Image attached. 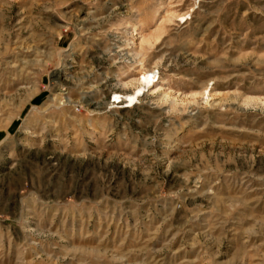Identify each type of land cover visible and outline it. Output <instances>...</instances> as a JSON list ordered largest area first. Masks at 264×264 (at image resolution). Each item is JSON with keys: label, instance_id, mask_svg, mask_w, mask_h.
<instances>
[{"label": "rangeland", "instance_id": "1", "mask_svg": "<svg viewBox=\"0 0 264 264\" xmlns=\"http://www.w3.org/2000/svg\"><path fill=\"white\" fill-rule=\"evenodd\" d=\"M0 264H264V0H0Z\"/></svg>", "mask_w": 264, "mask_h": 264}, {"label": "bare ground", "instance_id": "2", "mask_svg": "<svg viewBox=\"0 0 264 264\" xmlns=\"http://www.w3.org/2000/svg\"><path fill=\"white\" fill-rule=\"evenodd\" d=\"M61 77H62V75H61V73L59 72V73H57V74L55 75L54 80H55V81L60 80ZM140 91H141V89H138L137 91H135L134 93H132L131 95H128V96L130 97V99H132V98H136V97L140 94Z\"/></svg>", "mask_w": 264, "mask_h": 264}]
</instances>
